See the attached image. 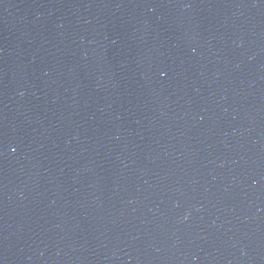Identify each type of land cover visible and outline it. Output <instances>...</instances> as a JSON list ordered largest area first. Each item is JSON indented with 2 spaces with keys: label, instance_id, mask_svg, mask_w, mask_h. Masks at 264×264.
I'll use <instances>...</instances> for the list:
<instances>
[{
  "label": "water",
  "instance_id": "water-1",
  "mask_svg": "<svg viewBox=\"0 0 264 264\" xmlns=\"http://www.w3.org/2000/svg\"><path fill=\"white\" fill-rule=\"evenodd\" d=\"M0 264H264V0H0Z\"/></svg>",
  "mask_w": 264,
  "mask_h": 264
}]
</instances>
